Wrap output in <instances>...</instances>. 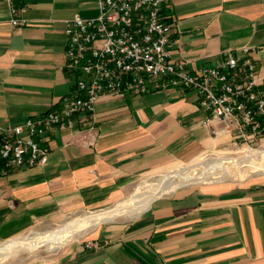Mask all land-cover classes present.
I'll return each instance as SVG.
<instances>
[{"label": "crops", "instance_id": "1", "mask_svg": "<svg viewBox=\"0 0 264 264\" xmlns=\"http://www.w3.org/2000/svg\"><path fill=\"white\" fill-rule=\"evenodd\" d=\"M168 2L174 60L195 72L248 47L264 96V0ZM24 5L27 25L13 27L0 0V130L59 109L75 84L65 65L66 26L98 15L97 0ZM206 116L185 89L102 96L93 119L82 115L73 130L49 131L44 167L9 169L0 161V242L105 207L176 162L230 150L236 133L204 125ZM181 188L129 221L91 228L41 264H264V179Z\"/></svg>", "mask_w": 264, "mask_h": 264}, {"label": "built area", "instance_id": "2", "mask_svg": "<svg viewBox=\"0 0 264 264\" xmlns=\"http://www.w3.org/2000/svg\"><path fill=\"white\" fill-rule=\"evenodd\" d=\"M5 2L11 25L26 26L24 0ZM97 7L95 18L75 17L65 29V65L75 75L74 91L58 110L0 130V161L6 168L47 165L49 131L73 130L82 115L93 119L96 101L107 94L190 90L207 113L204 125L235 132L234 145L264 140V96L250 48L239 54L229 50L216 65L192 72L172 58L168 0H97Z\"/></svg>", "mask_w": 264, "mask_h": 264}, {"label": "rangeland", "instance_id": "3", "mask_svg": "<svg viewBox=\"0 0 264 264\" xmlns=\"http://www.w3.org/2000/svg\"><path fill=\"white\" fill-rule=\"evenodd\" d=\"M259 152L261 153L258 154ZM205 170L212 171V173L217 175L199 178L190 184H182L174 188V190L183 189L181 187L187 186H202V184L208 183H218V185L231 187L242 185L255 179H264V140L249 147L234 145L230 150L223 153L208 154L204 157L176 162L173 166L167 167L155 174L144 176L132 186L124 198L108 204L105 207L93 211L72 214L58 223L38 226L22 235L9 239L10 241L6 240L8 242H0V255L7 256L0 264H41L53 260L61 250L74 244L72 242H76L78 239H74V241L69 239H42L31 242H28V239H34L38 235L45 233H57L61 229H66L80 219L90 216L93 213L111 209L136 210L150 200L156 192L154 191L155 188L158 189L163 184L170 182V180H174L175 176H181L186 171H191L193 174L201 176L205 173ZM224 173H227L225 177L220 176ZM133 218L119 216L108 222L129 221ZM85 225L86 222H80V227H84ZM15 241L22 242L15 247ZM65 243L67 244L62 246L61 249L51 252V247Z\"/></svg>", "mask_w": 264, "mask_h": 264}, {"label": "bare ground", "instance_id": "4", "mask_svg": "<svg viewBox=\"0 0 264 264\" xmlns=\"http://www.w3.org/2000/svg\"><path fill=\"white\" fill-rule=\"evenodd\" d=\"M259 152L258 154H260ZM213 168V167H212ZM193 171V170H192ZM187 172V171H186ZM183 172L181 176H175L174 180H170V182L163 184L161 187L158 189L155 188L154 191H156L153 196L150 198V200L142 205L140 208L133 210V211H126V210H120V209H111V210H106L98 213H93L90 216L84 217L80 219L78 222L70 225L66 229H61L57 233H45L42 235H38L34 239H28V242L34 241V240H42V239H69V240H74V239H79L85 235V233L90 230L91 228L101 224L105 223L107 220H112L114 218L120 217H128V218H133L139 215L141 212L146 210L149 207V204L151 201L163 194H166L174 188L182 185V184H190L194 181H196L199 178H204V177H209V176H215L217 174L212 173V171H206L205 173L202 174L201 176H197L193 174L191 171L189 172ZM227 173L221 174L220 176L225 177ZM171 187V189H169ZM139 204V203H138ZM86 222V225L84 227H80V222ZM22 241H15V247L20 245ZM25 242V241H24Z\"/></svg>", "mask_w": 264, "mask_h": 264}]
</instances>
